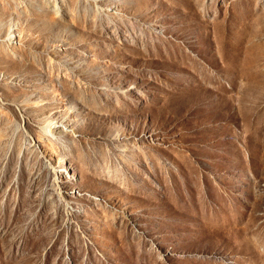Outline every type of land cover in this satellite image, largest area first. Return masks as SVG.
Here are the masks:
<instances>
[{"label": "rangeland", "instance_id": "374dc122", "mask_svg": "<svg viewBox=\"0 0 264 264\" xmlns=\"http://www.w3.org/2000/svg\"><path fill=\"white\" fill-rule=\"evenodd\" d=\"M0 264H264V0H0Z\"/></svg>", "mask_w": 264, "mask_h": 264}, {"label": "bare ground", "instance_id": "6f19581e", "mask_svg": "<svg viewBox=\"0 0 264 264\" xmlns=\"http://www.w3.org/2000/svg\"><path fill=\"white\" fill-rule=\"evenodd\" d=\"M47 131H49V133H53L52 129H49V130H47ZM54 153L58 154V151L55 150Z\"/></svg>", "mask_w": 264, "mask_h": 264}]
</instances>
